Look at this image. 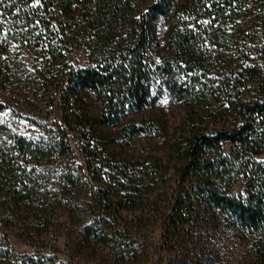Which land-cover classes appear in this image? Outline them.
Here are the masks:
<instances>
[{
    "label": "trees",
    "instance_id": "1",
    "mask_svg": "<svg viewBox=\"0 0 264 264\" xmlns=\"http://www.w3.org/2000/svg\"><path fill=\"white\" fill-rule=\"evenodd\" d=\"M235 29L244 61L212 79L211 66L233 60L207 47L224 50ZM13 47L36 59L21 86ZM158 80L189 110L207 101L233 119L211 127L192 118L172 140L179 180L162 215V248L186 243V228L211 218L264 264V0H0V264H66L49 237L64 219L118 260L137 256L142 220L121 217L144 207V192L114 173L108 140L117 126L128 138L150 132L133 118L158 101ZM22 99L47 113L32 121V138L1 118L23 116ZM12 236L34 253H18Z\"/></svg>",
    "mask_w": 264,
    "mask_h": 264
},
{
    "label": "rangeland",
    "instance_id": "2",
    "mask_svg": "<svg viewBox=\"0 0 264 264\" xmlns=\"http://www.w3.org/2000/svg\"><path fill=\"white\" fill-rule=\"evenodd\" d=\"M164 29L165 21H162L158 30L164 32ZM231 33L233 44L229 43L230 46L224 50L213 51L216 49L214 46L207 47L210 53L207 52L206 55H218L220 51H224V57L233 60L231 63L225 61L223 65L211 66L213 72L209 77L212 79L218 73H229L235 63L244 61L243 31L235 29ZM237 44L241 46L237 48ZM11 59L16 63L14 75L19 85L21 79L24 82L27 78L35 76L37 64L34 54L24 47H13ZM156 87V93L160 94L156 104L133 118L139 125L142 122L149 125L150 132L128 138L122 130L123 127L117 126L111 129L108 140V149L111 150L108 159L112 163L114 173L115 170L125 173L123 178L126 185H140L141 191L144 192V207L125 213L121 217L123 221L132 223L139 222L137 217L142 220V247L137 246V256L127 255L125 260H118L114 249L94 240L80 239L79 227L73 221L64 219L53 226V234L49 236L50 246H54L57 258L66 264H261L260 258L247 240L240 239V236L231 230L225 231L223 226H217L211 218H207V222H194V227L188 226L186 230L190 231V234L186 243L182 240V243L174 241L169 243L166 249L162 248V215L168 210L171 190L179 180L180 159L171 150L172 140L185 131L192 118L196 119L202 115L205 124H210L211 127L213 124L221 127L233 119L229 110L224 113L223 110L216 109V104L207 109V101H203L191 111L181 101L173 98L160 80ZM24 90L29 92L27 88ZM14 98L15 94H11L6 101L15 105ZM22 100V107L18 110L24 117L7 112L1 115V118L14 123L13 129L19 134L32 138L38 130L32 121L46 118L47 113L44 110L40 115L39 107L30 103L32 101ZM53 116L47 119L51 122ZM238 189L237 186L235 190ZM201 211L203 214L208 213L205 206ZM10 240L18 253L32 254L35 251V248L23 239L12 236ZM207 242H210L209 247H205Z\"/></svg>",
    "mask_w": 264,
    "mask_h": 264
},
{
    "label": "snow or ice",
    "instance_id": "3",
    "mask_svg": "<svg viewBox=\"0 0 264 264\" xmlns=\"http://www.w3.org/2000/svg\"><path fill=\"white\" fill-rule=\"evenodd\" d=\"M37 2H39V0H37Z\"/></svg>",
    "mask_w": 264,
    "mask_h": 264
}]
</instances>
